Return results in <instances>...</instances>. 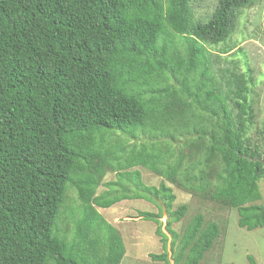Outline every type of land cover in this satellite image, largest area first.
Returning <instances> with one entry per match:
<instances>
[{
    "label": "trees",
    "instance_id": "16d2710c",
    "mask_svg": "<svg viewBox=\"0 0 264 264\" xmlns=\"http://www.w3.org/2000/svg\"><path fill=\"white\" fill-rule=\"evenodd\" d=\"M189 1L0 0V264H119L122 236L97 207L135 198L158 207L138 214L162 243L151 259L170 264L164 208L173 264H199L219 226L198 212L176 233L187 206L173 209L166 182L234 208L241 228L264 225V131L262 149L246 136L251 77L225 69L226 104L206 48L251 0H217L192 25ZM117 131L148 140L125 152L107 140ZM135 166L162 180L146 185ZM109 171L116 180L97 194ZM70 187L68 231L59 222Z\"/></svg>",
    "mask_w": 264,
    "mask_h": 264
},
{
    "label": "rangeland",
    "instance_id": "374dc122",
    "mask_svg": "<svg viewBox=\"0 0 264 264\" xmlns=\"http://www.w3.org/2000/svg\"><path fill=\"white\" fill-rule=\"evenodd\" d=\"M217 5V0H190L188 2L189 22L207 21ZM207 57L213 68L216 86L220 88L221 97L227 104L225 84V69L232 70L237 64L239 71L249 75L250 82L247 98L252 102L253 118L247 125L246 136L250 142L261 145V132L264 131V0H251L247 7L239 10L236 25L225 41L219 44H206ZM220 56L219 58H216ZM226 74V73H225ZM182 141V137H180ZM109 142L122 140L125 143V152L130 151L132 145L136 148L148 140L146 134L137 131V138L132 139L121 132H113L107 137ZM179 141V138L178 140ZM182 148L180 142L171 144L170 151L175 154ZM183 149H185L183 147ZM141 173L142 181L146 185L157 186L162 178L149 169L135 166ZM116 180L114 172H107L97 189V194L106 189L104 182ZM176 195L173 209L180 204H185L187 210L184 216L172 223V229L179 235L182 233L190 218L196 213H202L206 220H214L219 226V235L214 240L211 248L206 251L199 264H249L247 255L254 257L256 264H264V225L253 230H246L237 224L238 215L234 208L197 193H192L176 184L166 182ZM259 189L262 195L260 202L264 204V178L259 180ZM78 199L73 188L67 191L66 208L61 214L59 227L64 229L67 223L70 231L71 218L66 217L68 208L76 206ZM98 212L112 224L122 236L125 254L119 264H163L151 259L150 254L163 251L162 243L155 234V223L138 216L139 211L157 212V204L145 199H123L108 207H97ZM167 212L161 218L162 231L166 234L165 251L173 264V237L165 227ZM72 233L70 232L68 236Z\"/></svg>",
    "mask_w": 264,
    "mask_h": 264
},
{
    "label": "water",
    "instance_id": "95a60500",
    "mask_svg": "<svg viewBox=\"0 0 264 264\" xmlns=\"http://www.w3.org/2000/svg\"><path fill=\"white\" fill-rule=\"evenodd\" d=\"M262 162H263V164H264V161L263 160H261ZM163 212H164V208H163Z\"/></svg>",
    "mask_w": 264,
    "mask_h": 264
},
{
    "label": "clouds",
    "instance_id": "9594fccd",
    "mask_svg": "<svg viewBox=\"0 0 264 264\" xmlns=\"http://www.w3.org/2000/svg\"><path fill=\"white\" fill-rule=\"evenodd\" d=\"M164 213V212H163Z\"/></svg>",
    "mask_w": 264,
    "mask_h": 264
}]
</instances>
